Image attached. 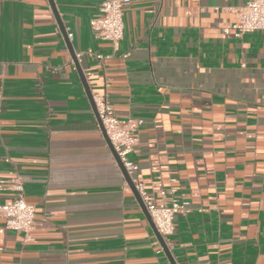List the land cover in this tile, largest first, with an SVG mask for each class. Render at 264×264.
Wrapping results in <instances>:
<instances>
[{
  "label": "crops",
  "instance_id": "obj_1",
  "mask_svg": "<svg viewBox=\"0 0 264 264\" xmlns=\"http://www.w3.org/2000/svg\"><path fill=\"white\" fill-rule=\"evenodd\" d=\"M52 1L91 95L143 119L135 176L188 211L171 261L49 0H0V203L20 182L34 211L29 233L0 219V264H264V30L221 31L247 0H131L115 47L89 24L103 0Z\"/></svg>",
  "mask_w": 264,
  "mask_h": 264
},
{
  "label": "built area",
  "instance_id": "obj_2",
  "mask_svg": "<svg viewBox=\"0 0 264 264\" xmlns=\"http://www.w3.org/2000/svg\"><path fill=\"white\" fill-rule=\"evenodd\" d=\"M130 1L103 0L101 2L99 14L89 20L96 38L109 41L114 47L118 44L123 37V9ZM258 30H264V0H247L237 12V21L221 29L224 35L233 37H241L247 32ZM68 35L71 36L70 33ZM96 57L102 59L104 56L97 54ZM92 99L111 146L144 203L158 234L168 248L170 236L174 232L176 215L180 211H188V202L176 197L166 200L164 190L160 191L161 202L158 204L153 202L144 183L135 176L138 165L128 158L129 152L137 141V131L143 119L119 118L103 95L92 94ZM14 187L17 193L11 201L0 203V219L4 220L7 228L29 233L34 222L33 206L24 199L21 183L15 182ZM159 251H163L162 246Z\"/></svg>",
  "mask_w": 264,
  "mask_h": 264
},
{
  "label": "water",
  "instance_id": "obj_3",
  "mask_svg": "<svg viewBox=\"0 0 264 264\" xmlns=\"http://www.w3.org/2000/svg\"><path fill=\"white\" fill-rule=\"evenodd\" d=\"M49 2H50V4H51V7H52V9H53V11H54L56 17H57V21H58V24H59V28H60V30L62 31V33H63V35H64V37H65V41H66V43H67V47L69 48V51H70L71 54L73 55V62H74V64H75L76 71H77V73H78V75H79V77H80V79H81V81H82V83H83V86H84V89H85L86 95L88 96V98H89V100H90V102H91L92 109H93V111H94V113H95V115H96V117H97V121H98L99 127H100V129H101V131H102V134H103V136L105 137V139H106V141H107V144H108V147H109V149H110V151H111V153H112V155H113L115 161L117 162V164H118V166H119V168H120V170H121V172H122L124 178L126 179V181H127L128 183H130V185H132V187H133V189H134V186H133V184H132V182H131V179H130L129 176L127 175V173H126V171H125V169H124L122 163L120 162V160H119V158H118L116 152L114 151L113 147L111 146V144H110V142H109V140H108V138H107V136H106V133H105L103 127H102L101 121H100V119H99V117H98V115H97V112H96V108H95V105H94V102H93V99H92L91 92H90V90H89V88H88V86H87V84H86V81H85L84 75H83V73H82V70H81V68H80V66H79L78 60H77L76 56H75L74 53H73L72 46H71L70 42L66 39V31H65V29H64V27H63L61 21L59 20V18H58V16H57V12H56V9H55V5H54V3H53L52 0H49ZM134 193H135V195H136V197H137V199H138V201H139V203H140V205H141L143 211L145 212V214H146V216H147V218H148V220H149L151 226L155 229L156 235H157V237H158V239H159V242H160V244H161V246H162V248H163L165 254L169 257V259H171V255H170V252H169L167 246L165 245V243H164V241L162 240L161 236L158 234V232H157V230H156V228H155V226H154V224H153V222H152V220H151V218H150V216H149V214H148V212H147V210H146V207H145L144 203H143L142 200L140 199V197H139V195H138V193L136 192L135 189H134ZM171 261H172V259H171ZM173 264H175V263L173 262Z\"/></svg>",
  "mask_w": 264,
  "mask_h": 264
}]
</instances>
